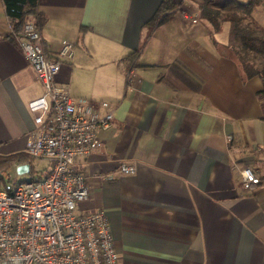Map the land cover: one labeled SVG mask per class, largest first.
Listing matches in <instances>:
<instances>
[{"label": "crops", "instance_id": "obj_1", "mask_svg": "<svg viewBox=\"0 0 264 264\" xmlns=\"http://www.w3.org/2000/svg\"><path fill=\"white\" fill-rule=\"evenodd\" d=\"M163 1L39 0L44 50L76 45L57 83L113 112L102 148L76 160L91 189L77 211L105 212L119 264H264V183L244 190L240 174L264 175L263 83L226 57L229 26L213 34L203 0H173L177 12L151 30ZM253 17L264 28V3ZM12 31L0 0V155L26 152L28 104L44 93Z\"/></svg>", "mask_w": 264, "mask_h": 264}, {"label": "built area", "instance_id": "obj_2", "mask_svg": "<svg viewBox=\"0 0 264 264\" xmlns=\"http://www.w3.org/2000/svg\"><path fill=\"white\" fill-rule=\"evenodd\" d=\"M182 18L198 21L186 11ZM12 35L44 88L28 104L36 129L27 137L26 152L47 161L50 171L10 187L0 182V264H119L105 212L76 213L91 191L75 169L76 160L102 148L99 133L111 127L113 112L100 116L93 102L75 99L57 83L62 62L74 60L75 44L63 42L50 55L34 21ZM120 172L133 174L135 168L121 165ZM240 174L244 190L261 184L249 166Z\"/></svg>", "mask_w": 264, "mask_h": 264}, {"label": "trees", "instance_id": "obj_3", "mask_svg": "<svg viewBox=\"0 0 264 264\" xmlns=\"http://www.w3.org/2000/svg\"><path fill=\"white\" fill-rule=\"evenodd\" d=\"M3 3L14 32L21 31L29 21H38L42 24L43 20L38 10L39 0H3ZM263 3L264 0H203L200 20L210 25L213 34L218 33L225 24L229 26L230 40L223 46L224 53L238 64L244 79L250 80L254 77L261 79L263 88L257 96L264 109V28L253 18ZM175 12L177 7L174 1L164 0L147 26L153 30L160 21L162 24ZM82 40L83 36L80 37V42ZM140 55L141 49L128 55L124 59L127 67L138 66ZM33 160L34 158L27 152L0 155V182L12 164L29 165L31 170ZM260 180L264 183V175Z\"/></svg>", "mask_w": 264, "mask_h": 264}, {"label": "rangeland", "instance_id": "obj_4", "mask_svg": "<svg viewBox=\"0 0 264 264\" xmlns=\"http://www.w3.org/2000/svg\"><path fill=\"white\" fill-rule=\"evenodd\" d=\"M254 18V17H253ZM32 168L29 173L19 174L18 173V164H12L8 170L3 174V180L1 181L3 185L10 187L14 184L24 181H31L37 179L40 176L46 174L48 169V162L42 159H34L32 163ZM76 213L78 211L76 210Z\"/></svg>", "mask_w": 264, "mask_h": 264}, {"label": "water", "instance_id": "obj_5", "mask_svg": "<svg viewBox=\"0 0 264 264\" xmlns=\"http://www.w3.org/2000/svg\"><path fill=\"white\" fill-rule=\"evenodd\" d=\"M29 171H30L29 165H19L18 166V173L19 174L29 173Z\"/></svg>", "mask_w": 264, "mask_h": 264}]
</instances>
